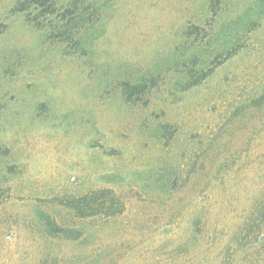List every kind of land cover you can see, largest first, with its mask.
Returning a JSON list of instances; mask_svg holds the SVG:
<instances>
[{
	"label": "rangeland",
	"instance_id": "374dc122",
	"mask_svg": "<svg viewBox=\"0 0 264 264\" xmlns=\"http://www.w3.org/2000/svg\"><path fill=\"white\" fill-rule=\"evenodd\" d=\"M19 1L0 264H264V0H79L69 42Z\"/></svg>",
	"mask_w": 264,
	"mask_h": 264
},
{
	"label": "trees",
	"instance_id": "16d2710c",
	"mask_svg": "<svg viewBox=\"0 0 264 264\" xmlns=\"http://www.w3.org/2000/svg\"><path fill=\"white\" fill-rule=\"evenodd\" d=\"M59 1L60 0H20L15 7V11L26 13L28 16H32L33 12H37L34 15V20H38L39 25L46 24L47 26V24H50V26H54L56 22V26L54 27L56 31L54 34L61 40L69 42L77 35L75 31L83 19V10L78 5L79 0H71L69 4L71 8H65L63 12H60L57 6ZM60 24H62V26L58 28Z\"/></svg>",
	"mask_w": 264,
	"mask_h": 264
}]
</instances>
